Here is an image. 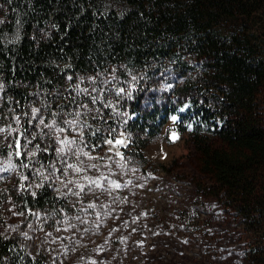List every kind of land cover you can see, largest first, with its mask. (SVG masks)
I'll return each mask as SVG.
<instances>
[{
	"label": "trees",
	"instance_id": "16d2710c",
	"mask_svg": "<svg viewBox=\"0 0 264 264\" xmlns=\"http://www.w3.org/2000/svg\"><path fill=\"white\" fill-rule=\"evenodd\" d=\"M0 77L4 109L45 98L62 109L77 81L174 71L173 95L190 97L181 115L205 184L254 235L253 264H264V0H0ZM149 77V78H152ZM145 91H152L153 81ZM158 86H156V89ZM77 97V96H76ZM132 113L143 150L180 106ZM4 111V110H3ZM180 132L187 127L180 126ZM204 131H207L205 133ZM18 201L57 210L63 199L44 184ZM0 264H48L21 239L0 234Z\"/></svg>",
	"mask_w": 264,
	"mask_h": 264
},
{
	"label": "rangeland",
	"instance_id": "374dc122",
	"mask_svg": "<svg viewBox=\"0 0 264 264\" xmlns=\"http://www.w3.org/2000/svg\"><path fill=\"white\" fill-rule=\"evenodd\" d=\"M176 75L77 81L69 106L55 109L40 97L23 110L4 109L0 77V234L48 264H253L254 235L199 189L206 182L190 140L194 125L181 116L190 97L173 95L183 82ZM139 98L146 110L180 106L143 150L133 132ZM44 184L64 207L32 210L18 201Z\"/></svg>",
	"mask_w": 264,
	"mask_h": 264
}]
</instances>
